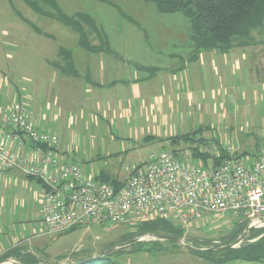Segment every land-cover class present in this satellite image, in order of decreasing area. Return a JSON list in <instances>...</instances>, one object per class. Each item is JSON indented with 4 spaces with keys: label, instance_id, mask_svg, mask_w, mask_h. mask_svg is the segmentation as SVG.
I'll list each match as a JSON object with an SVG mask.
<instances>
[{
    "label": "rangeland",
    "instance_id": "374dc122",
    "mask_svg": "<svg viewBox=\"0 0 264 264\" xmlns=\"http://www.w3.org/2000/svg\"><path fill=\"white\" fill-rule=\"evenodd\" d=\"M53 1L59 9L67 14L71 15L75 12L91 14L105 31L113 33L111 36L116 35L115 33L121 34V38L126 39L117 50L125 47L128 50L123 53L132 59L144 58L141 53V42L145 46L148 43L152 47H155L154 43L158 44L154 38L157 32H160L164 37L161 44L165 42V53L176 48V54L179 56L183 57L186 54L185 41L180 36L187 34L189 29L186 27L189 28V23L182 13H160L153 3H145L140 0ZM42 6L52 12L56 10L44 3ZM21 15L28 17L32 21V25L24 24V30L19 28L22 30V34L16 32L12 37V33L15 32L13 31L6 35L4 29L10 30L13 25L18 24ZM174 15L179 16L170 18ZM35 29L42 31H35ZM62 29L69 31L71 35L63 37ZM16 31H18L17 28ZM260 31V38L264 39V26L256 32V36ZM116 36L118 37V35ZM145 36L148 37L145 38ZM77 39V33L73 30L48 17L38 16L24 0H0V99L5 95L7 102L20 101L27 105V95L31 94L34 98L30 99L29 104L33 109V101L37 102L40 97L47 96L46 86L49 81H47L48 79L44 81L43 75H45L46 68L43 65L44 60L50 58L55 49L60 47L73 50L76 60L78 58L76 54L83 50L78 45ZM170 41L174 42L175 46H171ZM125 44L129 46H125ZM252 48L253 46L247 47L241 51L244 54V60L237 69H234V75L226 72L225 56L221 55L218 58V56L212 55L216 59L214 64L222 65L223 85L218 84L219 77L216 76L213 77L212 82L209 80L206 83L203 80V84L210 90V94L212 91L210 83L219 86L220 92L223 88V93L217 97L211 95L215 98V100L211 99V103H209V96L206 108L211 121L208 118L203 120V128L196 132V135H191L190 139L180 140L177 144H173L170 139L162 141L161 137H156L154 141H146L143 137L138 139L129 135H120L115 130H112L111 134L109 131L106 132L107 126L95 131L91 121L90 123L84 121L85 126L91 125L88 128H79L76 137H67L66 139L64 136L71 150L75 151L72 155L75 161L72 162L80 164L89 174L92 172L91 174L94 175L93 172L99 174L100 171H106L124 177L130 170L144 167V161L148 160L151 152H159L163 149H176L177 157L183 164L201 163V160L190 157L192 151L198 148L213 153L217 148L213 144L215 137L216 139L220 138L221 147L225 149L232 147L236 155L242 156L246 160H250L251 155L253 157L261 155L264 153V94L261 97L260 94L258 95L262 80L260 82L259 74H256L258 66L254 56L255 51ZM239 51L236 50L235 53L239 55ZM212 53L214 54L213 51L206 52L209 55ZM192 63L200 65L199 61ZM211 65L209 62L204 65L202 75L209 74L212 69ZM258 69L260 70L258 73L261 74V68L258 67ZM23 75L25 78L22 79ZM10 80L18 86L20 97L18 95H9L8 97L6 86ZM37 90V93L32 92ZM222 99L223 103L221 104ZM193 114L195 116H190L186 120L174 116L169 121L170 124L163 127L162 134L177 136L192 133L201 125L197 106L193 110ZM210 163L208 162V164ZM27 194L24 193L22 185L13 183L4 185L0 177V253L8 250L13 241L22 239L25 241L18 244L19 248L22 247L24 252L35 254L40 260L39 264L74 262L87 250L99 254L105 244L117 241L123 234L135 230V225L126 219L120 223L94 224L90 227H78L61 234H50L41 215L36 210L32 194ZM243 221H245L243 217L232 214L203 213L190 220L184 238L187 243L202 248H206L208 245H220L222 238L223 241L228 240L235 226ZM257 231L260 233L253 239L264 233L261 230ZM140 236L135 237L134 240ZM140 242L141 244H136L133 250L129 249L130 240L128 239L118 243L123 245L120 249H124L120 257L122 262L126 264H215L193 254L186 246L176 242L172 243L170 240L156 239ZM13 260L16 259L13 258Z\"/></svg>",
    "mask_w": 264,
    "mask_h": 264
},
{
    "label": "crops",
    "instance_id": "0c3cea01",
    "mask_svg": "<svg viewBox=\"0 0 264 264\" xmlns=\"http://www.w3.org/2000/svg\"><path fill=\"white\" fill-rule=\"evenodd\" d=\"M32 10L36 12L38 16H44L55 20L77 33L73 28L62 24L55 18L42 15L33 8ZM12 12L14 13V11ZM77 13L86 12H75L71 15ZM86 14L96 21L99 27L101 26L95 17L89 13ZM178 16L179 15H174L170 18ZM20 18V20L18 19V24L15 26L13 25L10 30L4 29L7 33L6 35L15 31L12 33L13 37L14 33H21V31L24 30V24L32 25V21L28 17L21 15ZM4 25L5 23L2 28ZM16 28L18 31H16ZM19 28L23 29L19 30ZM102 29L111 51L105 49L93 51L84 48L79 43L80 36L77 33L78 45L83 49L76 54L78 58L75 60L74 52L71 49L64 47L55 49L54 53L50 55V58L43 62V65L46 67L44 70L45 75H43L44 81L47 79V81H49L46 86L47 96L45 98L40 97L37 102L33 101V109H31L29 104V101H31L30 99L34 98L31 94L30 96L27 95V105L21 102L29 112L30 121L35 127L58 135L59 145L57 147V153L64 161H75L72 157L75 151L73 149L71 150L64 136L66 139L67 137H76L79 128H88L91 124H93L95 131L101 127L105 128L107 126L106 132L109 131L111 134V131L115 130L118 131L120 135H129L137 137L138 139L143 137L146 141H154L156 137H161L162 141H166L174 135H163V127L170 124L169 121L174 116H179L181 120H186L190 116H195L193 110H195L197 106L200 113L199 119L201 120V125L198 126L199 128L193 130L192 133L200 131L204 125L202 121L206 118L210 119L208 116L209 112L206 108L209 96V103H211L213 97L220 96V93H223V88L220 87V92L219 86L210 83V88L212 90L210 94V90L203 84V80L206 81V83H208L209 80L212 82L213 77L216 76L219 77L218 84L220 85L221 83V85H223L222 65H215L216 59L215 56L212 55H216L218 58L221 55L225 56L224 63L226 64V72H229L230 75H234V69H237L244 60V54H242L241 51L245 50L247 47L253 46L252 50L255 51L254 56L256 57L257 66L260 67L262 71L260 74L258 73L260 70L258 67L256 68V74H259L260 77L259 81L261 82L262 80V85L259 87L261 90H259L258 95L260 94L261 97V95L264 94V48H262L264 39L260 38L261 31L257 36V31L254 32L253 35L256 41L251 45L237 47L223 54L214 51V54L212 53L211 55L206 54V52L201 53L199 59L194 61L200 62V65H197L193 64V61L189 58L192 51V42L189 37L190 24L189 28L186 27V29H189L187 34L185 33L180 36V38L185 41L184 43L186 45V54H184L183 57L176 54V48H172L168 53H165V42L161 44V42L164 41V37L160 32H157L154 38L155 42L158 44L154 43L155 47H152L148 45V43L145 46L141 42V53H143L144 58L132 59L128 57L127 54L123 53V51L128 50L125 47L117 50L119 46L124 44L123 42L126 38H121L122 35L117 33L115 34L118 35V37L116 35L111 36L113 33H108L103 27ZM61 33L65 38L71 35L69 31L64 29L61 30ZM25 35L27 36V33ZM48 36L50 37L49 34ZM146 37L148 36H145V38ZM91 40L94 45L100 44V38L96 34L92 35ZM169 44L175 46L174 42L170 41ZM125 46L129 45L125 44ZM62 48L71 51L70 59L62 54ZM172 50L175 51L173 52ZM236 50H240L239 55L235 53ZM162 57H164V59H161ZM207 62L212 64V69L209 74L202 75V70ZM70 63H73L71 68H69ZM223 67L225 68V65H223ZM21 78L23 79L25 76L23 75ZM6 87L8 89V97L9 95H18L20 97L18 86L15 82L10 80ZM32 92L37 93L38 90ZM213 100H215V98H213ZM0 101V104L20 102H7L5 95L1 96ZM220 103H223V99ZM84 121H88L89 123L91 121L92 123L85 126ZM200 138L203 139V137ZM213 141V144H215L217 148L211 154L215 155L216 151H219L221 148L220 138L216 139L215 137ZM8 145L21 155L33 154L32 145H30L29 142L25 143L24 146H19L16 141H8ZM245 153L248 154L247 151H245ZM190 157L195 160H201L202 163L204 162L202 158H194L192 153ZM252 157L251 155L249 161H253L257 158V156ZM146 161H144V163ZM208 162L212 164L213 158H209ZM83 171L86 176L92 178L96 177L98 179L107 176L124 181L127 175L125 174L124 177H121L118 174H110L106 171H100L99 174L93 172V175L91 174L92 172L89 174L84 168ZM0 177L4 185L11 183L14 185H22L24 193H28L29 195L32 194L36 203V210L39 215H41L42 185L36 178L31 179L17 169L8 171L2 170L0 171ZM23 241L25 240L20 239L19 241H13L12 246L8 250L0 253V258L11 249L15 247L19 248L18 244Z\"/></svg>",
    "mask_w": 264,
    "mask_h": 264
},
{
    "label": "built area",
    "instance_id": "2783aa9c",
    "mask_svg": "<svg viewBox=\"0 0 264 264\" xmlns=\"http://www.w3.org/2000/svg\"><path fill=\"white\" fill-rule=\"evenodd\" d=\"M8 141L29 142L33 154H19ZM58 145V135L35 127L21 102L0 104V171L17 169L40 180L41 218L50 234L156 218L187 233L191 219L212 212L243 217L252 230L264 231V153L249 161L227 147L229 158L206 165L183 164L172 149H163L151 152L144 167L130 170L116 189L86 176L80 164L62 160ZM137 239L158 238L146 233Z\"/></svg>",
    "mask_w": 264,
    "mask_h": 264
},
{
    "label": "trees",
    "instance_id": "16d2710c",
    "mask_svg": "<svg viewBox=\"0 0 264 264\" xmlns=\"http://www.w3.org/2000/svg\"><path fill=\"white\" fill-rule=\"evenodd\" d=\"M30 7L42 15L55 18L64 25L73 28L80 36L79 43L88 50H109L105 33L88 14L77 13L69 15L59 9L53 0H24ZM145 3H153L160 13H182L189 21V37L192 42V51L189 55L191 61L199 59L200 54L207 51L217 53H226L237 47L251 45L256 40L254 32L259 31L264 26V0H140ZM42 3L54 7V12L43 8ZM53 10V9H52ZM89 27V28H87ZM38 30V29H36ZM40 31V30H38ZM96 34L100 38V44H92L91 37ZM62 54L70 59L71 51L62 48ZM73 63H70L71 68ZM73 73V71H72ZM75 73V72H74ZM195 133H187L180 136H173L169 139L173 144L180 140H187ZM201 139V138H200ZM177 154V150L173 149ZM194 158H202L204 164L208 165V159L213 158L212 164L218 165L230 154L223 147L219 149V155H213L204 152L198 148L192 151ZM30 177V176H29ZM33 179L34 177H30ZM98 179V178H97ZM99 180L112 184L116 189L122 186L123 181L117 178L100 177ZM39 183L40 180L37 179ZM248 228V221L238 223L229 239L223 241L220 245H208L202 248L194 245L200 250L190 251L215 264H264V236L257 240L250 241L257 236L260 231L252 230L248 239L236 247H224L233 243ZM75 229V228H74ZM73 230V229H72ZM71 231V230H70ZM146 233L158 236H186V229L164 218H156L143 221L135 225V230L123 234L117 241L109 242L103 246L102 252L117 245L120 241L130 240V248L133 250L136 244L134 238ZM174 243V241H170ZM209 242V241H208ZM124 249H118L106 256L100 257L93 261H85L96 255L92 250H87L81 257L74 262L80 264H126L121 261L120 257ZM12 257L21 264H37L38 257L31 252H23L21 248H14L6 252L1 259ZM62 258L60 259V261ZM85 261V262H84Z\"/></svg>",
    "mask_w": 264,
    "mask_h": 264
},
{
    "label": "water",
    "instance_id": "95a60500",
    "mask_svg": "<svg viewBox=\"0 0 264 264\" xmlns=\"http://www.w3.org/2000/svg\"><path fill=\"white\" fill-rule=\"evenodd\" d=\"M252 231V227H248L238 238L237 240L234 242V243H231V244H228L224 247H236L238 244H240L241 242H243L250 234V232ZM154 235V234H153ZM158 239H161V240H170V241H174L176 243H179V244H182L184 246H186L187 248L189 249H193V250H200L201 248H197L195 247L194 245H191L189 243H187L185 241V238L184 237H174V236H158V235H155ZM136 242H139L140 240L136 239L135 240ZM123 245L121 244H118L110 249H107L99 254H96V255H93L92 257L88 258L87 260L85 261H93V260H96L100 257H103V256H106L120 248H122ZM84 261V262H85ZM81 262H56V263H52V264H80ZM0 264H21L20 262H18L17 260H13L12 257H7V258H4L0 261ZM39 264V263H38Z\"/></svg>",
    "mask_w": 264,
    "mask_h": 264
}]
</instances>
